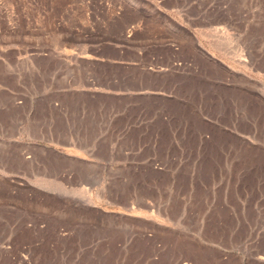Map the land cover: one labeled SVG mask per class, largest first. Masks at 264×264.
Masks as SVG:
<instances>
[{
	"label": "rangeland",
	"instance_id": "1",
	"mask_svg": "<svg viewBox=\"0 0 264 264\" xmlns=\"http://www.w3.org/2000/svg\"><path fill=\"white\" fill-rule=\"evenodd\" d=\"M154 3L173 19L158 11L154 35L135 39L147 46L126 53L154 71L100 62L90 77L122 91L100 96L119 102L109 114L157 117L156 153L72 157L71 182L106 185L59 186L48 165L22 175L33 155L0 136V264H264V0ZM141 4L154 7L0 0V67L18 51L95 53L108 21Z\"/></svg>",
	"mask_w": 264,
	"mask_h": 264
},
{
	"label": "crops",
	"instance_id": "2",
	"mask_svg": "<svg viewBox=\"0 0 264 264\" xmlns=\"http://www.w3.org/2000/svg\"><path fill=\"white\" fill-rule=\"evenodd\" d=\"M146 1L154 7L141 4L124 9L117 18L108 21L114 29H106L109 25H105V31L99 33L100 42L91 46L95 53L71 50L70 46L62 50L13 52V61H4L6 66L0 67V111L5 124L0 136L21 143L33 155L26 160V153H21L20 163L27 168L25 173L20 172L22 175L39 177L42 168L48 165L56 185L103 186L108 178L93 181L83 175L71 182L75 178L71 174L72 157L86 163L90 160L79 156L156 153L153 149L158 140L151 137L150 124L157 117L109 114L107 108L119 102L101 97L122 91H114L107 82L100 84L90 77L97 69L102 71L94 66L100 62L121 65L116 69L122 72L154 71L133 66L126 59L128 51L139 52L147 46L148 41L135 39L139 33L154 35L149 30L157 24L158 11L166 19H173L167 6L155 4V0ZM104 46H109L111 55L103 54ZM108 71L105 69L104 74ZM31 147H51L52 160L39 156ZM57 165L62 173L56 170Z\"/></svg>",
	"mask_w": 264,
	"mask_h": 264
}]
</instances>
